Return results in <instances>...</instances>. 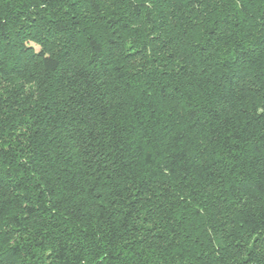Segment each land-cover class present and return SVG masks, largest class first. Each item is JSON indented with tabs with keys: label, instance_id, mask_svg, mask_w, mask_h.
<instances>
[{
	"label": "trees",
	"instance_id": "16d2710c",
	"mask_svg": "<svg viewBox=\"0 0 264 264\" xmlns=\"http://www.w3.org/2000/svg\"><path fill=\"white\" fill-rule=\"evenodd\" d=\"M0 251L264 264V0H0Z\"/></svg>",
	"mask_w": 264,
	"mask_h": 264
},
{
	"label": "rangeland",
	"instance_id": "374dc122",
	"mask_svg": "<svg viewBox=\"0 0 264 264\" xmlns=\"http://www.w3.org/2000/svg\"><path fill=\"white\" fill-rule=\"evenodd\" d=\"M0 254H1V251H0ZM1 255H0V262H3V258H1ZM2 257H4V256L2 255ZM8 262H10V260H8ZM10 263H12V262H10ZM13 264H17V263H13Z\"/></svg>",
	"mask_w": 264,
	"mask_h": 264
}]
</instances>
